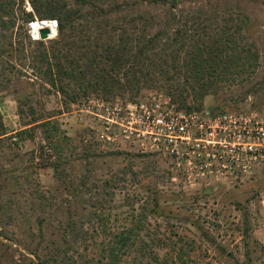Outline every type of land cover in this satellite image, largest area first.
Instances as JSON below:
<instances>
[{"label":"trees","instance_id":"1","mask_svg":"<svg viewBox=\"0 0 264 264\" xmlns=\"http://www.w3.org/2000/svg\"><path fill=\"white\" fill-rule=\"evenodd\" d=\"M23 3L0 0V102L14 84L20 118L8 132L0 112V264H189L194 239L179 237L172 255H161L166 243L149 229L172 217L152 181L153 156L103 151L85 128L74 144L41 96L54 92L70 106L91 94L133 99L159 89L180 108L213 113L231 111L224 107L234 96L262 100L260 49L248 34L264 0H29L32 11ZM35 17L57 21L53 39L29 37ZM209 96L221 103L205 104ZM36 131L41 139L22 151ZM117 157L125 162L114 167ZM37 158L52 170L51 187L25 172ZM252 180L264 186V177ZM242 223L248 238L245 208Z\"/></svg>","mask_w":264,"mask_h":264},{"label":"built area","instance_id":"2","mask_svg":"<svg viewBox=\"0 0 264 264\" xmlns=\"http://www.w3.org/2000/svg\"><path fill=\"white\" fill-rule=\"evenodd\" d=\"M35 20L50 21L55 32L48 39L56 36L55 19ZM70 107L77 123L103 148L156 155L173 182L237 186L264 177V108L186 110L160 90L136 101L90 95ZM252 205L264 245V186Z\"/></svg>","mask_w":264,"mask_h":264},{"label":"rangeland","instance_id":"3","mask_svg":"<svg viewBox=\"0 0 264 264\" xmlns=\"http://www.w3.org/2000/svg\"><path fill=\"white\" fill-rule=\"evenodd\" d=\"M23 6L25 10L32 11L29 0H24ZM258 8L259 6L256 9ZM262 11L260 10L255 25L248 34L249 40L255 41L260 49V65L258 70L260 79L264 75V13ZM28 23L25 27L28 28L27 33L29 37L33 39L29 31ZM48 40L50 39H46L45 41ZM14 86V84L10 86L4 94L2 102H0L2 120L8 132H14L20 128V118L17 115V93L13 90ZM34 88L37 89V87ZM154 90L159 89L144 88L133 99H131L130 96L132 95L130 94L116 96L111 99L118 98L124 101H136L148 92ZM262 92L264 93V90ZM41 98L44 103V113L56 120L60 129L66 131L73 139V143L77 144V134L83 127L77 123L75 114L71 112V107L69 105H63L60 96L54 92L43 93ZM233 98L226 103L225 110L237 111L264 107V96L262 100L254 94H249L244 100L240 101L235 100L237 98L236 96ZM207 103L218 105L221 102L209 96L205 99V104ZM40 139L41 134L36 131L35 140H26L22 143V151H30ZM100 148L103 151H116L103 148L101 145ZM78 149L79 147L77 146L76 151ZM152 156L151 158L154 159L156 164V177L152 181L155 188L162 193L163 198L161 204L166 211L172 213V217L168 221H162L161 219H158V221L153 220L149 227L152 233L155 232L158 234L164 243H166L165 248L160 250L161 255H172V243L175 241L178 243L177 239L179 237L186 236L194 239L196 245L195 251L191 254L189 264H244L246 262L245 253L247 250L251 251L252 264H264V245L259 240V233L256 230V216L252 205V199L261 189L260 183L255 180H247L237 186L216 184L209 186H203L202 184L184 185L171 181L168 177L165 161L156 155ZM29 157L30 155L27 158ZM146 160V157L137 158L135 168L139 169ZM1 161L0 159V163ZM113 162L114 167H119L125 161L122 160V157H117L113 159ZM44 164V162L37 158L35 159V163H33L35 168H27L25 172L34 171L33 174L39 179L43 187L47 188L53 185V177L52 170L44 166ZM204 188L206 189L203 192ZM127 192L131 191L128 189ZM124 195V191H118L116 193L115 204L117 206L122 203ZM243 208L247 210L250 221L248 232L250 236L248 238L243 236ZM118 209L122 211L125 207ZM196 221L207 231L210 239L213 240L212 242L202 238L201 231L194 227L193 223ZM218 246L222 247L224 251H220L221 249Z\"/></svg>","mask_w":264,"mask_h":264},{"label":"bare ground","instance_id":"4","mask_svg":"<svg viewBox=\"0 0 264 264\" xmlns=\"http://www.w3.org/2000/svg\"><path fill=\"white\" fill-rule=\"evenodd\" d=\"M31 24L29 25V28L31 29V33L34 35V37H38V31L42 28H48L49 29V36H51L54 32H55V28L53 26V24L46 20L41 22V20H33L30 22Z\"/></svg>","mask_w":264,"mask_h":264},{"label":"water","instance_id":"5","mask_svg":"<svg viewBox=\"0 0 264 264\" xmlns=\"http://www.w3.org/2000/svg\"><path fill=\"white\" fill-rule=\"evenodd\" d=\"M39 38L41 40H46L48 39L49 36V29L48 28H42L38 31Z\"/></svg>","mask_w":264,"mask_h":264}]
</instances>
